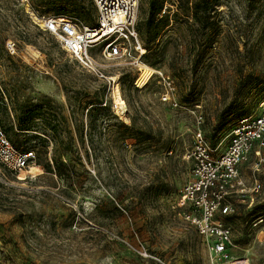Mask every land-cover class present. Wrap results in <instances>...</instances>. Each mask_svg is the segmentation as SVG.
I'll return each mask as SVG.
<instances>
[{
  "label": "rangeland",
  "instance_id": "obj_1",
  "mask_svg": "<svg viewBox=\"0 0 264 264\" xmlns=\"http://www.w3.org/2000/svg\"><path fill=\"white\" fill-rule=\"evenodd\" d=\"M184 2L138 0L144 54L91 52L107 82L31 16L92 28L91 0H0V130L35 156L28 173L0 165V263L210 264L180 197L195 135L219 156L264 102V0H200L196 17ZM223 205L232 247L218 264H264V150L238 168Z\"/></svg>",
  "mask_w": 264,
  "mask_h": 264
},
{
  "label": "built area",
  "instance_id": "obj_2",
  "mask_svg": "<svg viewBox=\"0 0 264 264\" xmlns=\"http://www.w3.org/2000/svg\"><path fill=\"white\" fill-rule=\"evenodd\" d=\"M96 10V24L92 28L78 20L49 18L43 21V32L58 41L62 51L97 78L112 82L103 74L101 64L91 55L103 44L99 54L105 62L140 57L141 44L135 30L138 0H91ZM7 50L15 53L13 46ZM169 101V97L163 98ZM260 111L242 117L232 130L228 147L219 156H212L200 133L195 135L192 150L191 179L184 186L180 206L185 205L186 221L205 239L210 264L228 262L231 233L222 218L230 213L221 206L226 187L233 188L238 168L251 156L260 159L264 150V102ZM33 152L15 150L0 130V165L11 173H28L34 165ZM259 188L255 185V191ZM2 264V263H0Z\"/></svg>",
  "mask_w": 264,
  "mask_h": 264
},
{
  "label": "bare ground",
  "instance_id": "obj_3",
  "mask_svg": "<svg viewBox=\"0 0 264 264\" xmlns=\"http://www.w3.org/2000/svg\"><path fill=\"white\" fill-rule=\"evenodd\" d=\"M31 16L33 20L36 21L37 23L39 24L43 23L42 21H39L34 15L31 14ZM141 54L142 55L144 54L143 49L141 51ZM111 80L115 82L116 79L112 78ZM113 106L115 110L117 111V113L119 114L118 116H120L121 119L127 121L126 115L128 113V110H127V106L124 100L121 98L118 85H114V88H113Z\"/></svg>",
  "mask_w": 264,
  "mask_h": 264
},
{
  "label": "trees",
  "instance_id": "obj_4",
  "mask_svg": "<svg viewBox=\"0 0 264 264\" xmlns=\"http://www.w3.org/2000/svg\"><path fill=\"white\" fill-rule=\"evenodd\" d=\"M193 5V9H194V16L196 17V13L199 12V10L201 9V2L200 0H189V4ZM187 5H188V0H186V2H184V5H181V9L183 11H187Z\"/></svg>",
  "mask_w": 264,
  "mask_h": 264
}]
</instances>
